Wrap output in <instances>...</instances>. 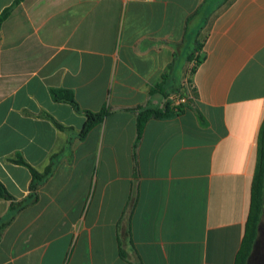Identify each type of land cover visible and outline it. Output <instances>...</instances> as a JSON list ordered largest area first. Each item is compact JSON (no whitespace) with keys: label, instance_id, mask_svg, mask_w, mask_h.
I'll return each mask as SVG.
<instances>
[{"label":"crops","instance_id":"1","mask_svg":"<svg viewBox=\"0 0 264 264\" xmlns=\"http://www.w3.org/2000/svg\"><path fill=\"white\" fill-rule=\"evenodd\" d=\"M158 83L189 101L137 144L130 109L162 107ZM52 89L111 112L81 140L85 115ZM263 121L264 0H22L0 26V182L22 200L32 174L11 159L58 158L0 264H236Z\"/></svg>","mask_w":264,"mask_h":264},{"label":"trees","instance_id":"2","mask_svg":"<svg viewBox=\"0 0 264 264\" xmlns=\"http://www.w3.org/2000/svg\"><path fill=\"white\" fill-rule=\"evenodd\" d=\"M22 0H16L15 3L8 9H6L0 16V26L9 16L12 9L18 5ZM196 62H200L199 60ZM194 73V69L192 70ZM172 94L180 95L187 98L189 101V96L178 89L177 92L169 94L164 84L158 83L155 87L149 89V95H161L163 97L162 107H150L148 105H140L138 107L130 109L132 112L137 114V144L142 138L144 127L150 120H164L173 117L174 115H179L183 108L186 106V103L180 105H175L171 100L170 96ZM51 95L54 101L69 103L75 111L85 115L86 122L79 134L81 140L85 139L89 132L98 124L102 123L106 117L110 114L109 109H104L100 112H92L89 110H84L81 108L77 102L74 93L71 90L67 89H52ZM41 117L49 119L59 130H67L65 126L57 122L51 115L45 113L41 114ZM135 145V148L137 147ZM58 158L57 154L51 156L50 163L45 169L44 172L40 173L29 164L25 162L22 157L18 159H11L12 162L26 166L30 169L32 174V181L29 186L30 193L29 195L22 199L16 200L12 197L5 186L0 182V198L10 202L11 214L8 218H0V241L4 234L5 229L13 221L16 214L21 210L25 209L31 204H34L38 201V191L40 187L49 179L52 175L54 168L56 166V160ZM264 214V121L261 127L258 141V164L254 176L253 187H252V201H251V212L247 222L246 236L242 249L238 255L236 264H248L249 259L253 253V249L258 237L259 225L262 221Z\"/></svg>","mask_w":264,"mask_h":264},{"label":"rangeland","instance_id":"3","mask_svg":"<svg viewBox=\"0 0 264 264\" xmlns=\"http://www.w3.org/2000/svg\"><path fill=\"white\" fill-rule=\"evenodd\" d=\"M252 255L251 260L256 258V262L254 264H264V214L261 221L260 241L256 251Z\"/></svg>","mask_w":264,"mask_h":264},{"label":"built area","instance_id":"4","mask_svg":"<svg viewBox=\"0 0 264 264\" xmlns=\"http://www.w3.org/2000/svg\"><path fill=\"white\" fill-rule=\"evenodd\" d=\"M169 98L175 105H180L182 103H186L187 102V98L186 97H183V96H180V95H176V94H172Z\"/></svg>","mask_w":264,"mask_h":264}]
</instances>
